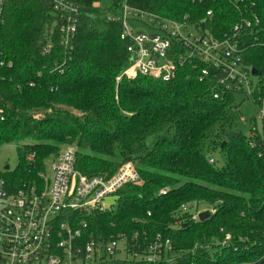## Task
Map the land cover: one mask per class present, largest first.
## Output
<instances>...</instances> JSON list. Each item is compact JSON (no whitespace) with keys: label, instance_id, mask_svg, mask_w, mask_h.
Listing matches in <instances>:
<instances>
[{"label":"trees","instance_id":"1","mask_svg":"<svg viewBox=\"0 0 264 264\" xmlns=\"http://www.w3.org/2000/svg\"><path fill=\"white\" fill-rule=\"evenodd\" d=\"M193 1L113 0L106 10L102 0H81L73 58L59 74L53 69L64 57L61 20L52 6L45 0H9L0 26V63H12L10 69L0 66V148L16 145L21 160L4 177L14 188L38 180L46 163L73 145L77 170L88 177L110 178L133 163L139 183L123 187L116 208L89 221L84 242L123 235L132 251L141 252L138 244L161 235L172 241L173 264H264V157L240 133L227 140L240 116L235 99L215 100L211 85L187 67L171 83L141 76L117 81L130 62L121 22L108 20L110 15L126 4L176 21L188 16L198 27L212 10L208 29L216 37L238 18L227 1ZM247 2L256 3L264 21V0ZM49 43L53 49L45 55ZM245 58L264 75V49L252 48ZM218 128L226 132L215 134ZM208 151L225 153L226 166L210 164ZM29 153L36 155L33 166ZM194 202L216 213L192 222L182 207ZM226 235L231 243L223 246Z\"/></svg>","mask_w":264,"mask_h":264},{"label":"built area","instance_id":"2","mask_svg":"<svg viewBox=\"0 0 264 264\" xmlns=\"http://www.w3.org/2000/svg\"><path fill=\"white\" fill-rule=\"evenodd\" d=\"M8 1L0 0V26L5 23ZM45 1L61 20L59 45L64 57L55 64L53 72L63 74L73 58L81 0ZM224 1L235 8L238 18L229 31L218 37L208 29V20L212 21L214 16L212 10L206 14L208 20H203L206 28L202 30L203 21L196 27L188 16L176 21L133 10L126 4L118 9L108 20L121 22L120 39L128 44L130 63L117 81L141 76L171 83L180 69L190 68L200 82L211 85L215 100L235 99L241 123L248 122L241 115L243 103L249 102L255 107L257 115L249 122L251 130L247 139L250 149L264 157V75L257 69L258 74L253 75L255 68L245 58L252 48L264 49V21L256 3ZM131 24L143 26L145 30L135 32ZM52 49L53 44L49 43L44 54L49 55ZM132 55H136L134 61L130 60ZM0 66L10 69L12 63L1 62ZM2 113L0 110V115ZM26 160L33 166L36 155L29 153ZM215 162L211 157L210 164ZM46 164L47 170L38 173V180L21 183L17 188L5 179L6 171L0 173V264H106L134 260L174 263L172 241L161 235L148 245L138 244L141 252L132 251L129 240L123 235L109 242L91 236L84 242L89 221L115 209L116 195L123 187L139 183L140 174L133 163L124 164L110 178L88 177L77 170V150L69 147ZM167 193V190L161 192L162 195ZM202 206L208 205L194 202L183 206L182 210L189 211L191 221L197 223L199 215L206 212L200 210ZM208 207L212 208L208 212L214 215L216 209ZM231 239L226 235L223 246L230 244Z\"/></svg>","mask_w":264,"mask_h":264},{"label":"rangeland","instance_id":"3","mask_svg":"<svg viewBox=\"0 0 264 264\" xmlns=\"http://www.w3.org/2000/svg\"><path fill=\"white\" fill-rule=\"evenodd\" d=\"M113 4V0H102L101 2V7L103 9H110L111 6ZM131 28L133 31L137 32V31H144L145 27L143 26H136V25H132L131 24ZM242 101V100H241ZM242 112L241 115L243 116L244 120L248 121L246 124L241 123L240 119L236 120L232 127L229 128L227 130V134H237L240 133L242 134L244 137L249 138L250 136V130H251V126H250V121L256 117L257 112L255 110V107L249 103V102H245L243 103V106L241 108ZM218 130V131H217ZM226 132V130L221 131V129H216L215 130V134L217 133H223ZM215 136V135H214ZM153 146V141L152 139H150L149 143H148V147L149 149H151ZM67 147H73L77 150V148L75 147V145L73 146H64L62 149L64 150V148ZM216 159L217 161V168L222 169L223 167L226 166L227 163V156L225 155V153L222 152H217L215 155H212V153H210L209 151L205 153V157H213ZM20 155L18 153L17 147L16 145H7L4 146L2 148H0V173H3L5 170V168L8 166L10 168L11 172H14L17 167L20 164ZM49 177H51V175L49 174ZM112 201V200H111ZM111 201H107V203H110ZM206 210L209 211L212 208L208 207V206H202L200 208V210Z\"/></svg>","mask_w":264,"mask_h":264},{"label":"water","instance_id":"4","mask_svg":"<svg viewBox=\"0 0 264 264\" xmlns=\"http://www.w3.org/2000/svg\"><path fill=\"white\" fill-rule=\"evenodd\" d=\"M201 28H202V30H205V28H206V21H203V22L201 23ZM135 59H136V55H132V57H131L130 60H131V61H134ZM252 73H253V75H257V74H258V71H257L256 69H253ZM234 136H235V134H230V135H228V136H227V140L232 139ZM226 144H227V143L224 142L221 148H224V147L226 146ZM5 170H6V171H9L10 168L7 166V167L5 168ZM210 216H211V213L208 212V211L201 213V214L199 215L200 222H204V221L208 220V219L210 218Z\"/></svg>","mask_w":264,"mask_h":264}]
</instances>
